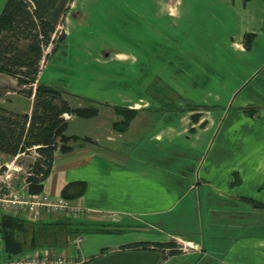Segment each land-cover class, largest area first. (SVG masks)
Masks as SVG:
<instances>
[{"label":"crops","instance_id":"obj_1","mask_svg":"<svg viewBox=\"0 0 264 264\" xmlns=\"http://www.w3.org/2000/svg\"><path fill=\"white\" fill-rule=\"evenodd\" d=\"M159 2L154 12L152 6H142L141 15L148 21L145 25L150 26L152 15L155 19L159 14L167 17L175 14L179 18L183 0ZM218 3L225 7L224 14L230 15L235 27L228 37V54L224 59L226 71L230 70L233 78L226 79L234 84L231 89L215 94L207 88L205 96L212 97V103L202 97L188 98L180 88L169 85L171 80L166 77L155 88L152 84L157 82L152 76L142 78L135 71L118 76V72L104 68L108 59L96 58L98 70H91L98 85L96 94L71 93L70 97L78 103L82 99L83 104L94 103L98 114L91 118L66 116L67 135L88 137L93 143L81 139L73 143L71 151L56 152L42 192L57 198L68 184L85 182V190L69 199L86 215L78 219L80 225L123 223L126 226L118 233L132 235L91 249L93 246H86L88 231H84L82 244L74 248L67 244L69 236L63 224L75 218L70 211L56 213L42 208L37 213L38 219L20 213L32 223L29 237L37 235V239L47 242L39 245L45 247L40 249L57 253L54 257L65 255L73 263L93 255L88 264H264V208L254 207L244 199L264 203V134L256 137L252 134L249 139L231 137L234 130L244 128L253 117L259 121L257 124H264V0L246 3L218 0ZM246 33L254 34L249 47L244 44ZM176 39V43L153 47L158 61L155 66L179 67V34ZM141 46L130 65L150 60L152 46ZM123 57L115 53L113 58ZM161 73L158 71L156 77ZM191 81L195 83L194 78ZM162 91L175 102L189 100L198 107L182 110L175 105L158 106L157 93ZM70 97L68 100L72 102ZM28 101L27 109L19 108L11 100L1 104L13 111L29 112L32 97ZM115 105L138 110L125 132L112 127L120 118L113 110ZM253 107L256 112L249 116L244 109ZM195 113L199 115L196 120L191 117ZM76 121L80 128L70 131L71 123ZM194 146L204 149L193 158ZM18 156L0 153L6 163H14ZM235 173L238 183H233ZM23 185L26 187L25 181L18 188ZM78 191V186H72L67 195L73 197ZM54 221L62 223L56 226ZM37 225L47 226L44 233L40 229L36 232ZM144 226L148 228L141 230ZM154 230L162 232L165 238H158ZM118 233L115 234L121 235ZM171 238L181 243L183 250L167 257L155 249L121 247L134 240Z\"/></svg>","mask_w":264,"mask_h":264},{"label":"rangeland","instance_id":"obj_2","mask_svg":"<svg viewBox=\"0 0 264 264\" xmlns=\"http://www.w3.org/2000/svg\"><path fill=\"white\" fill-rule=\"evenodd\" d=\"M145 1L73 0L69 5L71 7L65 14L64 21L57 26L56 36L61 32H66L64 41L54 54H51L52 44L45 49V53L50 54V56L48 59L41 61L40 81L56 85L69 93H76L78 96H86L87 93L93 96L96 94L95 88L98 85L94 77L95 74L91 70H98L95 60L100 57L108 59L106 61L108 64H104V68L107 71L118 72V76H121V74L127 76L129 71H135L142 78L143 76L155 78L156 87L159 84L161 85L160 80L163 77L169 78L171 82L168 84L175 88H180L181 90L179 89V91L190 99L198 100L202 97V100L212 103V97L207 98L205 96V92L208 89L214 94L215 92H224L231 89V85L234 83L232 84L228 80L232 77L230 76V70L226 71L224 59L228 54L226 47L228 37L235 27H233L230 20V15L224 14L225 7L222 3H218V0H183L179 18L175 14L172 17L159 14L158 19H155L154 15H152L151 20H149L151 23L149 26L145 25V22L148 21L141 15L142 6H152L154 8L152 12H154L160 2L159 0ZM4 2L5 0H0V10ZM177 34H179V67L166 66L161 68V66H155L158 61H156L157 56H155L153 47L159 48L160 43H176L178 41L176 39ZM140 44H150L153 54L150 60L137 62L136 66L130 65L131 62L134 64L131 61L132 56L137 57L139 55V49L142 47ZM115 53H121L124 57L117 60V58H113ZM144 63L147 65L151 64V66L144 67ZM158 71H162V73L156 77ZM191 78L195 79V83H192ZM0 91L3 93L0 103L3 104L4 101L11 100L19 108H28V97L19 92L15 78L0 73ZM157 96H159L158 106H168L167 103L175 102V100L165 97L166 93L163 91L157 93ZM70 99L72 100V102L69 101L71 105H89L87 102L83 104V99L79 101L80 103L72 99V97ZM113 101L115 102L116 100L113 99ZM77 122L71 123L70 131H77L76 129L80 128ZM257 123L259 121H255L253 117L244 124L246 130L243 127L234 130L231 137L249 139L252 134L253 137L263 135L264 124ZM192 149L194 150V158L201 155L204 148L194 146ZM34 157L35 153L31 152L29 154H20L14 163L8 161L7 164H10L11 167L9 169L11 174L9 180L12 183L11 188L13 190L18 188L19 183L25 181L29 164ZM0 162L4 163L5 161L0 158ZM17 164L21 169H16ZM5 170H7L6 166L2 165L1 172ZM6 193H8V190ZM71 212L76 216H74L76 223L79 222V218L86 216L81 211L77 213ZM38 217L37 214L36 219ZM78 224L80 225L81 223ZM147 228L148 226H144L140 229ZM154 231L156 232H153V234H156L158 238H165L162 232ZM89 232L85 236L88 238L86 246H93L91 249H100V246L103 248V245L108 244L113 239H125L129 237L127 235H132L131 232L126 234L116 232L121 234L118 236L115 233L93 234ZM82 242L80 241L79 246ZM43 247L38 246L36 249L40 250ZM47 251L48 259L53 260L56 257L54 255L57 253ZM30 257L29 254H26L19 259L21 261L19 263L30 264ZM37 257L38 261L41 260L42 254L38 252ZM78 263L80 264L81 262Z\"/></svg>","mask_w":264,"mask_h":264},{"label":"trees","instance_id":"obj_3","mask_svg":"<svg viewBox=\"0 0 264 264\" xmlns=\"http://www.w3.org/2000/svg\"><path fill=\"white\" fill-rule=\"evenodd\" d=\"M248 1L243 0V3ZM71 2L73 0H5L0 10V73L15 78L19 92L26 97H32L29 112L13 111L0 103V153L10 157L35 153L25 176L26 189L33 194L42 192L43 182L51 171L56 152L71 151L74 148L73 143L81 139L93 143V140L88 137L67 135L68 119L66 116L91 118L98 114V107L89 102H87L89 105H71L68 100L71 93L56 85L41 82L39 77L41 61L50 56L45 53V49L52 44L51 54H54L65 39V32L56 36L57 26L64 21ZM253 36V33L244 35L245 46L249 47ZM154 86L155 84H152V87ZM2 95L0 91V98ZM177 103H167V107L175 105L181 107L182 110H195L198 107L185 100ZM113 110L120 118L112 123V127L119 132L127 131L131 121L138 114L137 109L121 105L113 106ZM244 111L249 116H253L256 108H247ZM191 117L196 120L199 115L195 113ZM235 176L237 178L233 183H238L239 178L236 173ZM72 186H78L79 191L74 194L75 196L70 197L67 192ZM85 188V182H72L62 190L61 197L68 200L75 198ZM244 199L254 207L264 208L262 202L251 198ZM75 220L73 218L63 223L69 236L67 244L75 234L84 231L116 233L126 226L123 223H90L89 226H82L78 224L80 221L76 223ZM52 223L57 226L62 222ZM31 224L21 215L0 212V254L3 258L18 257L27 249H36L39 245L47 244L44 240L37 239V235L29 237ZM45 228L47 226L37 225L35 230L37 232L40 229L44 233ZM121 247L155 249L161 251L164 257L183 250L181 243L173 238L134 240L121 244ZM92 257L93 255L81 261L80 264H88Z\"/></svg>","mask_w":264,"mask_h":264},{"label":"built area","instance_id":"obj_4","mask_svg":"<svg viewBox=\"0 0 264 264\" xmlns=\"http://www.w3.org/2000/svg\"><path fill=\"white\" fill-rule=\"evenodd\" d=\"M2 165L6 166L4 172H1ZM10 164L6 162H0V212L3 214H11V215H21L20 213L28 214L30 218H35L38 211L42 208H46L53 212H62L64 210L79 212L81 209L77 208L73 203L65 198L57 197L51 198L47 196V194L40 192L37 194L29 193L26 187L20 186L19 188L13 190L11 188L10 183ZM8 190V193L6 191ZM72 213V212H71ZM73 214V213H72ZM32 215V216H30ZM75 216V214H73ZM76 217V216H75ZM82 240V233L75 234L72 239L69 241V245L71 247H78L80 241ZM38 252L42 254L41 260H37ZM31 257L30 264H73L72 260H66L65 255H57L53 260L48 259V254L45 249H34L29 251L28 253ZM25 253L14 257L11 259L3 258L0 254V264H20L21 262L19 259L26 255Z\"/></svg>","mask_w":264,"mask_h":264}]
</instances>
